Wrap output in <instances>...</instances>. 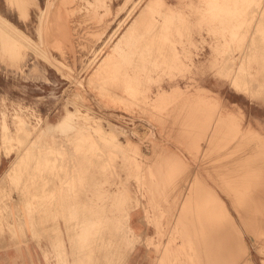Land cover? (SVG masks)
<instances>
[{"label":"rangeland","instance_id":"374dc122","mask_svg":"<svg viewBox=\"0 0 264 264\" xmlns=\"http://www.w3.org/2000/svg\"><path fill=\"white\" fill-rule=\"evenodd\" d=\"M46 1L0 0V264H264V0Z\"/></svg>","mask_w":264,"mask_h":264},{"label":"bare ground","instance_id":"6f19581e","mask_svg":"<svg viewBox=\"0 0 264 264\" xmlns=\"http://www.w3.org/2000/svg\"><path fill=\"white\" fill-rule=\"evenodd\" d=\"M28 1V0H27ZM29 1H31L32 2V4L34 3L38 8H40V10H41V15H43L42 13H43V9L44 10H46V8H41V7H39V5L37 4V0H29ZM48 1V0H47ZM46 1V2H47ZM63 1V0H62ZM68 1V4H71V7L69 6V10L71 11V13L72 12H74V8H72L73 6H72V3H74V1L75 0H67ZM57 2V1H56ZM48 3V2H47ZM33 4V5H34ZM193 4V3H192ZM191 4V5H192ZM49 5V4H48ZM52 6H53V4H52ZM48 7V6H47ZM60 7V6H59ZM62 7V6H61ZM166 7V6H165ZM50 8V7H49ZM167 8V7H166ZM48 9V8H47ZM64 9V8H63ZM108 10H109V7H108ZM165 10V9H164ZM177 10V9H176ZM49 11V10H48ZM160 11H161V9H160ZM166 11V10H165ZM40 12V11H39ZM62 12V11H61ZM66 12H67V10H66ZM180 12V11H179ZM161 13V12H160ZM217 13V12H216ZM67 14H69V12L67 13ZM109 14V13H108ZM166 14V13H165ZM173 14V13H172ZM180 14V13H179ZM171 15V14H170ZM176 15H177V13H176ZM167 16V15H166ZM173 16H175V14H173ZM43 18V17H42ZM41 18V19H42ZM164 18V17H163ZM166 19V18H165ZM164 19V20H165ZM6 19H4L1 15H0V24H3V25H5V24H8V27H10V25H9V22H7L6 23V21H5ZM121 21V20H120ZM97 22V21H96ZM39 23V22H38ZM119 23V22H118ZM165 24V23H164ZM107 25V24H106ZM109 25V24H108ZM2 26V25H1ZM116 26H118L117 24H116ZM5 27V26H4ZM4 29H7V28H4ZM39 29V28H38ZM1 31H3L2 30V28L0 29ZM115 30V29H114ZM112 31H113V29H112ZM116 31V30H115ZM5 33V32H4ZM21 33V32H20ZM42 33V32H41ZM103 33V32H102ZM113 33V32H112ZM10 34H13V33H10ZM9 34V35H10ZM6 35V34H5ZM25 35V34H24ZM3 36H4V34H3ZM11 36V35H10ZM16 36V35H15ZM20 36V35H19ZM2 37V36H1ZM105 37V36H104ZM2 38H4V37H2ZM7 38H9L8 40H10V37H7ZM14 38V37H13ZM22 38V37H21ZM4 40H6V37H5V39ZM3 40V41H4ZM12 40H15V41H17L16 39H12ZM25 40V39H24ZM41 40V39H40ZM11 41V40H10ZM10 41H8V42H10ZM7 42V41H6ZM17 42H19V40L17 41ZM16 42V43H17ZM12 43H13V41H12ZM20 43V42H19ZM33 43V42H32ZM43 43V42H42ZM6 44V43H5ZM10 44V43H9ZM8 44V45H9ZM21 44V43H20ZM21 45H23V44H21ZM42 46V45H41ZM27 47V46H26ZM45 47V46H44ZM9 48V47H8ZM24 48V47H23ZM46 48V47H45ZM8 53H10V52H8ZM13 56V55H12ZM47 57H48V59L49 60H53V59H55L56 60V58L53 56V54H51V53H48L47 52V55H46ZM47 60V59H46ZM54 62H56V63H58V61H54ZM89 66H90V64H89ZM60 70V69H59ZM97 70V69H96ZM99 70V69H98ZM86 71V70H85ZM79 85V84H78ZM77 87V86H76ZM84 92V91H83ZM79 94V93H78ZM76 113H81L82 115H85L86 116V114H84V113H82V112H80V111H78L77 109H76V111H75ZM73 113V112H72ZM63 114H67V109L65 110V113H63ZM90 116V115H89ZM72 117H73V115H72ZM61 118V117H60ZM65 118V117H64ZM88 118H90V117H88ZM67 119V118H66ZM16 120V121H15ZM22 119L20 118V117H18V116H16L15 118H14V121H15V123H14V125H15V128H14V131H12L11 129H10V126H9V124H8V122H7V120H6V118L5 117H2L1 118V120H0V147H3V148H9L10 149V147H12V145H9V143L11 142V140H13L12 138L10 139V136L12 137H14V135L16 134V129L18 128V123L21 121ZM60 120V119H59ZM57 121V122H59V124H60V121ZM92 121L91 122H97V121H95L94 119H91ZM155 121V120H154ZM56 123V122H55ZM65 124H67V123H65ZM69 125V124H68ZM5 127L7 128V129H9V135L8 134H4V129H5ZM54 123L53 122H46L45 123V126L41 129V132H40V134L41 133H49V132H52L53 130L52 129H54ZM170 127H172V126H170ZM89 128V127H88ZM93 128V131H94V133H97L98 135H99V138L100 139H102V140H105V141H107V142H109L110 143V145L112 146V147H118V146H120V144H122V142L118 139V138H116L115 140H113L112 141V139H110L109 138V136L110 135H113L114 136V131H112L111 130V128H110V130H104L99 124H97L95 127L93 126L92 127ZM183 128V127H182ZM51 135V134H50ZM169 135V134H168ZM177 135H178V133H177ZM175 136V135H174ZM171 138V137H170ZM86 142V141H85ZM155 145V144H154ZM194 145V144H193ZM158 146H160V145H158ZM48 148V147H47ZM126 148V147H125ZM161 148V147H160ZM8 149V150H9ZM48 153H49V151H54V152H57V149L56 148H52V147H49L48 149ZM155 150V149H154ZM177 150V149H176ZM173 151V150H172ZM27 152V150L25 151V153ZM43 152H45V151H43ZM7 153V157H9L10 155H9V152H6ZM24 153V154H25ZM45 154H47V153H45ZM56 154V153H55ZM54 154V155H55ZM58 154V153H57ZM101 154V153H100ZM257 154V153H256ZM53 155V156H54ZM174 155V154H173ZM42 157H45V156H43L42 155ZM50 157V156H49ZM58 157V156H57ZM259 157V156H258ZM40 158V157H39ZM51 158H52V156H51ZM33 159H34V157H33ZM48 159H50V158H48ZM53 159V158H52ZM264 159V158H263ZM35 160H36V158H35ZM41 160H42V158H41ZM51 160V159H50ZM172 160V159H171ZM170 160V161H171ZM226 160L227 161H225L224 162V164L226 165V170L228 169L227 167H231V169H232V167L233 166H238L239 164L238 163H236L237 161H234V160H232V159H228V158H226ZM262 160V159H261ZM261 160H259L260 162H262ZM44 161V160H43ZM197 161V160H196ZM41 162V161H40ZM172 162V161H171ZM174 162V161H173ZM179 162V161H178ZM18 163H19V160L15 163V166L16 165H18ZM196 163V162H195ZM41 164V163H40ZM42 164H44V163H42ZM179 164V163H178ZM258 164V163H257ZM181 165V164H180ZM184 165V164H183ZM197 165V164H196ZM225 165H224V168H225ZM262 165V164H261ZM264 165V164H263ZM205 167V166H204ZM259 167V166H258ZM215 169H216V167H214ZM234 168H236V167H234ZM262 169H264V166H262L261 167ZM204 169V168H203ZM215 169H213V170H211V172L212 171H214ZM220 169V168H219ZM206 170V169H205ZM229 170V169H228ZM221 171V170H220ZM223 171V170H222ZM224 171H225V169H224ZM172 172V171H171ZM215 173H216V171H214ZM229 174H231L232 172H230V171H227ZM5 173H7V174H9V171L7 172H5ZM13 173V172H12ZM189 173H191V172H189ZM207 174L209 173V172H206ZM220 173H222V172H220ZM226 173V172H225ZM224 173V174H225ZM228 173H227V175H228ZM240 174H238V175H240V176H243V175H245L244 173H241V171L239 172ZM195 175H196V173H194ZM201 174V173H200ZM199 174V175H200ZM211 174V173H210ZM213 174V173H212ZM217 174V173H216ZM216 174H214L215 176H217ZM218 174H219V170H218ZM237 175V176H238ZM4 176V175H3ZM9 176H10V174H9ZM210 176H212V175H210ZM214 176V177H215ZM226 176V175H225ZM229 176V175H228ZM230 176H232V177H230V178H232L231 180L233 181V174L232 175H230ZM236 176V177H237ZM239 176V177H240ZM219 177V176H218ZM1 178V177H0ZM211 178V177H210ZM217 178V177H216ZM224 180H225V178L224 177H222ZM222 178L220 177V179L222 180ZM228 178V177H227ZM242 178V177H241ZM245 178V177H244ZM12 179V178H11ZM213 179V178H212ZM211 179V180H212ZM240 179V178H239ZM217 180H219V179H217ZM228 180V179H227ZM0 181H1V186L2 187H4L3 185L5 184V181H4V179H3V177L0 179ZM189 181H190V179H189ZM223 181V180H222ZM236 181H238V179H236ZM234 182V183H238V182ZM240 181H242V180H240ZM243 181H245L244 179H243ZM247 181V180H246ZM12 182V181H11ZM16 182V181H15ZM197 182V181H196ZM199 182V181H198ZM214 182H216V181H214ZM218 182V181H217ZM227 182V181H226ZM230 182V181H229ZM14 183V182H13ZM201 183V182H200ZM222 183V182H221ZM225 183V182H224ZM231 183V182H230ZM247 183V182H246ZM249 183V182H248ZM18 184V183H17ZM196 184V183H195ZM203 184V183H202ZM217 184V183H216ZM220 184V182L218 183V185ZM227 184V183H226ZM243 184V183H242ZM241 184V185H242ZM249 184H252V183H249ZM221 185V184H220ZM227 185H229L230 186V184L228 183ZM232 185H234V184H231V186ZM238 185H240L239 183H238ZM248 185V184H247ZM11 186V185H10ZM196 186H199L198 184L196 185ZM202 186V185H201ZM223 186H225V184L223 185ZM229 186H228V189H229ZM231 186H230V188H231ZM244 186L245 187H242V186H240V187H242V188H244V191L245 190H247V189H245L246 187H248V186H246L245 184H244ZM253 186V185H252ZM252 186H250V188L252 187ZM256 186V188H257V190L260 188L262 191L261 192H263V187H264V182L263 183H261V186L262 187H260V185H255ZM13 187V186H12ZM203 187V186H202ZM218 187V186H217ZM226 187V186H225ZM224 187V188H225ZM5 188H6V186H5ZM206 188V187H205ZM222 188V187H221ZM220 188V189H221ZM237 188V187H236ZM249 187H248V189H250ZM255 188V187H254ZM253 188V189H254ZM15 190H17V189H15ZM231 190H233L234 191V189H233V187H232V189ZM231 190H230V192H231ZM236 190V189H235ZM255 190V189H254ZM253 190V191H254ZM5 191V190H4ZM7 191V190H6ZM205 191H208L207 189L205 190ZM225 191H227L226 189L224 190V192ZM248 191V190H247ZM250 191H251V189H250ZM260 191V190H259ZM0 192H1V189H0ZM12 192V191H11ZM16 192H18V191H16ZM227 192H229V191H227ZM243 192V191H242ZM246 192V191H245ZM249 192V191H248ZM211 193H212V191H211ZM214 193V192H213ZM212 193V194H213ZM226 193V192H225ZM259 193V192H258ZM264 193V192H263ZM211 194V195H212ZM230 194V193H229ZM228 195V194H227ZM227 195H225V196H227ZM2 193H0V197H1V199L0 200H2ZM4 196H5V194H4ZM3 196V197H4ZM216 196V195H215ZM229 196V195H228ZM20 197H22V196H20ZM213 197V196H212ZM231 197V196H230ZM229 197V198H230ZM215 198H217V197H215ZM4 199V198H3ZM11 200H13V199H11ZM20 200V199H19ZM217 200H218V198H217ZM241 200H243L242 198H241ZM8 201V200H7ZM212 201V200H211ZM215 201V200H214ZM2 202H4L3 200H2ZM206 202V201H205ZM8 203V202H7ZM243 203V202H242ZM216 204H217V202H216ZM201 204H199V206H200ZM209 205V204H208ZM213 205V204H212ZM212 205H211V207H212ZM223 205V204H222ZM243 205V204H242ZM198 207V206H197ZM201 207V206H200ZM205 207L206 206H204V204H202V208H200L201 209V214L203 213V216L205 217L206 215H205ZM197 209H199V208H197ZM226 210V209H225ZM85 211V210H84ZM211 211V210H210ZM86 212H87V210H86ZM85 212V213H86ZM209 212V211H208ZM206 213H207V211H206ZM254 215H256V214H254ZM124 216H128L127 217V219H129L130 218V210H127L126 211V213H125V215ZM207 216H208V214H207ZM204 217H202V218H204ZM252 217H254V216H252ZM232 221V223H234L233 222V220H231ZM218 222V221H217ZM216 221H214V222H212V220L211 221H208L207 220V225H209L211 228H213V226L214 225H216V223H217ZM126 223V225H127V231L131 234V235H133L134 236V233H133V229L131 228V225H130V222L128 221H126L125 222ZM166 224V223H165ZM164 224V225H165ZM214 224V225H213ZM166 226V225H165ZM215 227H217V225L215 226ZM214 227V228H215ZM236 229V228H235ZM169 230V229H168ZM165 231V230H164ZM167 232V231H166ZM172 232V231H171ZM170 232V233H171ZM238 232V231H237ZM240 232V231H239ZM86 233V232H85ZM168 233H169V231H168ZM104 234V233H103ZM238 234V233H237ZM241 234V233H240ZM238 238L236 239V240H238L235 244L236 245H239L240 246V248H241V246H242V248H243V246H245V243H244V240H243V238L241 237V235L239 236H237ZM169 239V238H168ZM181 242V241H180ZM179 242V243H180ZM238 243V244H237ZM181 245H182V243H181ZM236 245H234V248H237V247H239V246H237L236 247ZM169 248H170V246H168ZM245 248V247H244ZM249 264H251V263H249Z\"/></svg>","mask_w":264,"mask_h":264},{"label":"crops","instance_id":"0c3cea01","mask_svg":"<svg viewBox=\"0 0 264 264\" xmlns=\"http://www.w3.org/2000/svg\"><path fill=\"white\" fill-rule=\"evenodd\" d=\"M141 218H142V216H140L139 214H138V212L137 213H135V212H130V218H129V222H130V225H131V227L135 230L136 228L138 229L139 227H140V220H141ZM136 232V231H135ZM135 248H136V245H135V247H134V249L130 252V255H129V257H130V264H138V259H139V257H137V253L135 252ZM129 257H128V259H129Z\"/></svg>","mask_w":264,"mask_h":264},{"label":"snow or ice","instance_id":"6c2138e0","mask_svg":"<svg viewBox=\"0 0 264 264\" xmlns=\"http://www.w3.org/2000/svg\"><path fill=\"white\" fill-rule=\"evenodd\" d=\"M261 255H262V256H264V250H262V253H261ZM254 264H260V260H259V259H257V260L254 262Z\"/></svg>","mask_w":264,"mask_h":264}]
</instances>
